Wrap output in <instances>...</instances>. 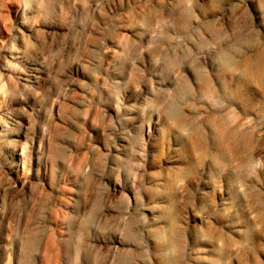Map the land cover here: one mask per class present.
I'll return each mask as SVG.
<instances>
[{
  "label": "rangeland",
  "instance_id": "1",
  "mask_svg": "<svg viewBox=\"0 0 264 264\" xmlns=\"http://www.w3.org/2000/svg\"><path fill=\"white\" fill-rule=\"evenodd\" d=\"M0 264H264V0H0Z\"/></svg>",
  "mask_w": 264,
  "mask_h": 264
}]
</instances>
